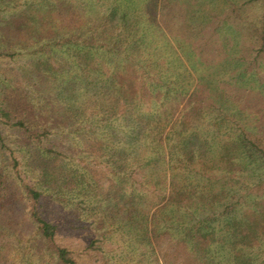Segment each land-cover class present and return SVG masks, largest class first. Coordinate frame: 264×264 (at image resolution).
I'll return each mask as SVG.
<instances>
[{
	"label": "trees",
	"instance_id": "16d2710c",
	"mask_svg": "<svg viewBox=\"0 0 264 264\" xmlns=\"http://www.w3.org/2000/svg\"><path fill=\"white\" fill-rule=\"evenodd\" d=\"M68 1L33 2L37 12L19 26L23 29L32 23L35 35L49 32L35 54L66 48L72 56L68 68L80 70V74L69 70L73 74L56 96L62 101L65 91L71 90L60 112L74 137L81 136L85 128H91L92 134L97 130L95 159L104 164L106 174L133 181L124 189L109 178L107 197L114 195L121 207L134 203L144 188L151 187L155 166L162 162L164 179L169 176L171 184L167 188L159 181L154 183V188L163 190L165 203L151 223L146 220L143 225L146 236L152 235L160 248L171 238L178 257L190 255L202 264H224L227 246L231 262L255 264L252 249L264 244V236L255 235L249 214L241 213L253 193L264 190V176L256 175L255 180L240 177L232 186L220 185L222 179H205L207 171L199 164L207 153V157L216 155L221 137L219 125L206 132V121L210 122L215 111L217 121H222L224 104L220 99L217 106L206 104L191 87L198 79L220 96V81L229 70L241 66L230 76L241 81L247 78L244 63L264 56V0H250L260 5L262 14L249 27L254 38L247 37L248 44L246 36L243 40V24L233 23L234 17L245 22L243 6L235 2L229 9L226 4L212 6L209 0ZM61 6L73 14L70 24L51 17ZM235 51L240 53L238 58ZM7 56L14 55L0 46V58ZM36 66L39 70L40 63ZM24 71L28 81L38 77L31 70ZM79 76L86 90L94 86L97 93L92 95L90 110L76 103L73 87ZM28 86L32 84L13 86L8 80L0 85V264L9 263L19 251L23 261L80 264L74 252L58 242L61 227L46 212L41 186L20 167L23 153L35 164L38 161L45 180L54 176L47 168L50 159L65 156L51 143L53 130L43 121V103L37 100L36 89ZM233 135L225 148L227 155L238 150L245 169L250 167L251 154L264 155V149L246 132Z\"/></svg>",
	"mask_w": 264,
	"mask_h": 264
},
{
	"label": "rangeland",
	"instance_id": "374dc122",
	"mask_svg": "<svg viewBox=\"0 0 264 264\" xmlns=\"http://www.w3.org/2000/svg\"><path fill=\"white\" fill-rule=\"evenodd\" d=\"M37 1L41 0H0V46L14 55L0 58V85L3 84V80H8L13 86L24 87L27 86V82L32 84V87H28L36 89L37 100L43 103V121L47 122L53 130L51 143L58 146L65 155L61 159H50L51 162L49 161L50 164L47 165L54 176L60 174V177L54 180V176H50L42 180L38 161L35 164L23 153H20V167L24 171V175L29 177L33 183L41 186V190L45 194L46 212L61 227L57 237L58 242L70 248L80 264H202L199 259L190 255L178 257L174 252L171 238L164 240L160 248L152 235L147 237L146 231L143 230L146 220L151 223L155 211L165 203L163 190L154 188V183L159 181L160 185L167 188L171 184L169 176L166 181L164 179L162 162L155 166L157 174L149 185L151 187L144 188V195L143 193L137 195L134 203H128L121 207L117 204L114 195L107 197L109 178H113L124 189L132 185L133 181L129 178L116 180L114 175L106 174L107 169L104 164L95 159L96 141L94 135L96 136L97 130L92 134L91 128H85L80 132L81 136L77 138L67 130L69 129L67 118L60 111L61 104L69 98L68 95L71 96V90L65 91L62 95L63 102L56 95L59 87L72 76L73 71L80 74V70L73 67L68 68V61H72V56L66 48L54 51L50 48L40 54L34 53V49L42 45V39L49 32H38L35 35L30 20L28 22L31 25H27V28L21 29L19 24L37 12L33 11L31 5ZM53 1L48 0V2ZM55 1L60 4L65 0ZM209 1L212 6L226 4L229 9L233 2L242 4L245 22L241 21V23L234 17L233 23L235 25L243 24V28L239 29L243 32V40L246 36V44L249 42L247 37L254 38L253 31L249 27L251 24L257 23L262 14V9L257 2L250 0ZM67 2L69 1L67 0ZM79 10H77L78 13ZM50 15L61 24L62 21L65 24H70L73 17V14L71 15V12L63 6L59 7V10L51 12ZM228 41L230 44L233 43L230 35ZM249 44L251 45V43ZM234 53V56L238 58L240 53L238 54L236 51ZM38 63H40L39 70L36 66ZM60 67H64V70L58 71ZM242 67H244L242 69L246 72L247 78L241 81L235 76H233L234 78L230 76L237 74L241 66L229 70L226 79L220 81V96L215 94L214 89L212 90L198 79L191 87L192 91L197 92L198 99L205 101L206 104L217 106L220 104L216 102L218 99L222 100V104H224L225 117L222 121H217L216 118H219L217 111L214 112V115L211 114L210 122L206 121L207 133H210L213 128H218V125L221 129L220 142L216 143L215 147L216 155L207 157V153L203 156L205 159L199 164L204 172L207 171L204 174L205 179L212 182L222 179L220 182L217 181L220 185L228 183L232 186L235 181H239L240 177L244 176L251 180H255L254 176L256 175L264 176V155L261 152L258 151L257 154H251L248 157L247 162L250 163V167L245 169L243 167L245 161L240 158L238 150L231 148L234 151L227 155L225 149L232 141L233 134L241 131L246 132L259 147L264 149V56L251 61V63H244ZM24 69L33 71L34 76L38 75V77L28 81L24 77ZM253 74H255V78H253ZM194 75L197 78V75ZM93 78L92 76L90 79ZM82 79L79 76L76 78L75 84L73 83L76 103L82 107L87 106L90 110L97 93L94 86H90V90H86ZM35 83L36 85H34ZM80 140L84 141L83 144ZM142 147L146 148V146ZM34 164L36 169L33 171L32 165ZM141 178V176H137V179ZM166 194L169 196V191ZM252 197L243 206L241 214H249L251 222H253L250 228L260 238L261 234L264 236V190L258 191V193L254 192ZM229 249L230 246H227L225 256L222 258L224 264H237L230 261ZM252 250L255 252L254 256L257 260L255 264H264V244L254 245ZM11 257L12 260L7 264H46L40 260L23 261L21 251Z\"/></svg>",
	"mask_w": 264,
	"mask_h": 264
}]
</instances>
